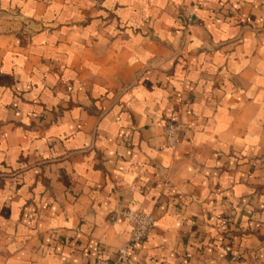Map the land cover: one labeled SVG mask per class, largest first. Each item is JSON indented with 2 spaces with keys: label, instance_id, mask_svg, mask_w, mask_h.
I'll return each instance as SVG.
<instances>
[{
  "label": "crops",
  "instance_id": "crops-1",
  "mask_svg": "<svg viewBox=\"0 0 264 264\" xmlns=\"http://www.w3.org/2000/svg\"><path fill=\"white\" fill-rule=\"evenodd\" d=\"M98 259L264 264V0H0V264Z\"/></svg>",
  "mask_w": 264,
  "mask_h": 264
},
{
  "label": "built area",
  "instance_id": "built-area-1",
  "mask_svg": "<svg viewBox=\"0 0 264 264\" xmlns=\"http://www.w3.org/2000/svg\"><path fill=\"white\" fill-rule=\"evenodd\" d=\"M174 132V124L167 123L165 135L168 144L173 143ZM122 215L129 227V242L131 243H139L144 240L155 226V217L150 212L126 209L122 212ZM95 264H108V262L104 259H98Z\"/></svg>",
  "mask_w": 264,
  "mask_h": 264
}]
</instances>
